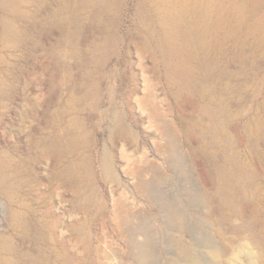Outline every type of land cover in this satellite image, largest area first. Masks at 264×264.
I'll return each mask as SVG.
<instances>
[{"label":"rangeland","instance_id":"rangeland-1","mask_svg":"<svg viewBox=\"0 0 264 264\" xmlns=\"http://www.w3.org/2000/svg\"><path fill=\"white\" fill-rule=\"evenodd\" d=\"M42 1L0 0V264H185L181 245L199 264H259L264 24L239 20L247 2L225 11L232 35L221 51L190 25L208 21L186 12L192 0ZM15 28L30 39L15 41ZM175 35L200 74L191 86L163 61ZM119 118L125 139L115 138Z\"/></svg>","mask_w":264,"mask_h":264},{"label":"bare ground","instance_id":"bare-ground-1","mask_svg":"<svg viewBox=\"0 0 264 264\" xmlns=\"http://www.w3.org/2000/svg\"><path fill=\"white\" fill-rule=\"evenodd\" d=\"M59 1V0H58ZM64 1H66V0H64ZM70 1V0H69ZM83 1V0H82ZM233 0H192V2H194V4L189 8V9H186V12L188 13V14H191V10H193V11H199V13H201L208 21L207 22H205L204 24H199V23H197L196 21H195V19L193 20V18H191V22L189 21V23H190V25L193 27V29L195 30V33L197 34V36L198 37H203V36H211V37H213L216 41H215V43H213V42H210L209 44H208V47L210 48V49H213V47L214 46H218L219 47V49L221 50V51H223L224 50V45H222L225 41H226V38L227 37H230L232 34L228 31V32H225V30H224V28H223V26H224V24H226L228 21H227V19H228V17H227V14L225 13V11H228L233 5H232V2ZM241 2H247V5H248V8L246 9V10H243V11H238V13H241L240 15H239V20L240 21H243V20H245V19H249L250 21H255L256 22V28L257 27H259V26H262L263 24H264V0H240ZM43 1L42 0H38V5H39V3H41V5L43 4L44 5V3H42ZM72 2V1H71ZM74 2V1H73ZM199 2H204V4L203 5H200L199 4ZM61 4V3H60ZM74 4V3H73ZM198 6H197V5ZM14 5V4H13ZM46 5V4H45ZM68 5V4H67ZM66 5V6H67ZM70 5V4H69ZM77 5V4H76ZM88 5V4H87ZM58 6V5H57ZM86 6V5H85ZM56 7V6H55ZM70 7V6H69ZM75 7V6H74ZM80 7V6H79ZM216 8L217 10H216V12H215V15L212 17V18H210V16H212V15H210V9L211 8ZM45 8V7H44ZM71 8V7H70ZM73 8V7H72ZM56 9V8H55ZM58 9V8H57ZM64 9H65V6H64ZM60 10V9H59ZM21 11V10H20ZM19 11V12H20ZM63 12V11H62ZM65 12V11H64ZM67 12V11H66ZM17 13V12H16ZM23 13V12H22ZM26 12H24V15H26L25 14ZM98 13V12H97ZM21 14V13H20ZM54 14V13H53ZM57 14V13H56ZM214 14V13H213ZM98 15H101L100 13H98ZM56 16H58V15H56ZM65 16V15H64ZM70 16V15H69ZM95 16H97V15H95ZM54 17V16H53ZM68 17V16H67ZM64 18V17H63ZM99 18H100V16H99ZM189 18V19H190ZM101 19V18H100ZM100 19H98L99 21H100ZM181 19H183V18H181ZM51 20V19H50ZM70 20V19H69ZM97 20V21H98ZM34 21H37V19L35 20V18H34ZM42 21V20H41ZM63 21V20H62ZM61 21V22H62ZM33 22V21H32ZM42 22H44V21H42ZM54 22V21H53ZM35 23V22H34ZM47 23V22H46ZM57 23V22H56ZM63 24H64V22H62ZM44 24V23H43ZM42 25V24H41ZM36 26V25H35ZM51 26V25H50ZM60 26V25H59ZM186 26V25H185ZM33 27V26H32ZM37 27H38V25H37ZM46 27H48V26H46ZM56 27V26H55ZM70 27H72L71 25H70ZM34 28V27H33ZM32 28V29H33ZM60 28V27H59ZM64 28V27H63ZM66 29H67V27H65ZM30 29H31V27H30ZM55 29V28H54ZM53 29V30H54ZM69 29V28H68ZM192 29V30H193ZM34 30V29H33ZM36 30V29H35ZM40 30V29H39ZM43 29H41V31H42ZM63 30V29H62ZM70 30V29H69ZM37 31V30H36ZM51 31V30H50ZM191 31V30H190ZM45 32H47V31H45ZM49 32V31H48ZM177 32V31H176ZM179 32V31H178ZM194 32V31H193ZM44 33V32H43ZM42 33V34H43ZM8 34H9V36L11 37V38H13L15 41H17L18 43H22L23 41L25 42V40L28 38V39H30L29 37H30V35H31V32H30V30L29 29H20V28H15V29H10V31H8ZM180 34V33H179ZM184 34H186V33H184ZM191 34V33H190ZM199 34L201 35V36H199ZM182 35V34H181ZM192 35V34H191ZM170 37V36H169ZM181 36L180 35H175V37L174 38H172V39H170L169 40V43H168V48L165 50V58H163V61H164V64L166 65V67L168 68V70L171 72V74H172V77L175 79V80H177L178 82L180 81L181 83H183L184 85H187V86H191L192 84H193V81H195V80H197V79H199L200 78V74H198L196 71H195V66H194V64H193V59H192V53H191V50H190V48L188 47V45H187V43H185L184 41H182V40H180L179 38H180ZM184 38V37H183ZM187 38V37H186ZM28 41H31V40H28ZM23 42V43H24ZM187 42V41H186ZM189 44V43H188ZM24 45V44H23ZM25 46V45H24ZM248 58H242V63H245L246 62V60H247ZM212 61V59H208V61H207V66H209ZM114 134H115V138L116 139H125V138H127V137H129V136H131L132 135V133H131V131L129 130V129H127L126 127H125V125L123 124V122H122V120L119 118V119H117L116 121H115V125H114ZM165 136H167V139H168V141H169V143H170V148H173L175 145H176V140H175V138H174V135L171 133V132H169L168 130H166L165 131ZM187 139L189 140V136H187ZM261 160H264V156L261 158ZM171 167H172V165H171ZM107 168V171H108V175H110V177H112L113 175H114V173H113V170H112V166L110 165V164H108V166L106 167ZM221 168V167H220ZM224 169V168H223ZM228 169V168H227ZM225 170V169H224ZM233 171V170H232ZM173 172V171H172ZM198 172H199V176H200V178L202 179V181L203 182H207L208 181V174H207V171L205 170V169H201V170H199L198 169ZM150 173H152V174H156V173H158V170H157V168L153 165V166H151L150 167ZM219 176H220V179H221V181L223 180V178H224V176H225V173H224V171L221 169V170H219ZM153 178H154V175H153ZM156 178H154V180H155ZM225 179V178H224ZM157 180V179H156ZM160 180V179H159ZM224 181V180H223ZM161 183V182H160ZM141 185V184H140ZM145 185V184H144ZM143 186V185H142ZM152 186H153V184H152ZM157 186V185H156ZM161 186V185H160ZM160 186H158V188L160 187ZM143 188H147V187H143ZM155 188V187H154ZM201 188H203V186L201 187ZM201 188H199V189H201ZM221 188V187H220ZM156 189V188H155ZM153 190V189H152ZM151 190V191H152ZM222 190V192L223 191H225V190H223V189H221ZM150 191V192H151ZM232 191V190H231ZM230 191V192H231ZM219 192H221V191H219ZM218 192V193H219ZM221 195L223 194V193H220ZM232 195V194H231ZM151 196H153V195H151ZM159 198V197H158ZM158 198H157V200H158ZM225 198V197H224ZM154 199V198H153ZM164 199V198H163ZM91 200V199H90ZM89 200V201H90ZM115 200V199H114ZM114 200H113V202H114ZM167 200V199H166ZM165 200V201H166ZM122 201V200H121ZM162 201V200H161ZM115 202H117L116 200H115ZM113 203V206L115 207V210L116 211H118V210H120L121 212H127L128 211V209H127V207L129 206H127V204H126V202L124 201H122V202H120V203ZM157 202V201H156ZM158 202H160V200L158 201ZM164 202V201H163ZM170 202V201H169ZM169 202H167V204H165V202H164V204L165 205H168V203ZM162 204V203H161ZM172 204V203H171ZM164 205V207H166ZM173 205V204H172ZM161 207H162V205H161ZM167 207H169V206H167ZM170 208V207H169ZM189 208V207H188ZM164 209V208H163ZM172 209H174L173 207H172ZM247 208H245V210H246ZM168 210V209H167ZM175 210V209H174ZM189 210V209H188ZM172 211V210H171ZM161 212H162V210H161ZM168 212H169V210H168ZM175 212V211H174ZM173 212V213H174ZM128 213V212H127ZM166 213V212H165ZM170 214H172V213H170ZM182 214V213H181ZM180 214V215H181ZM184 214V213H183ZM167 215V214H166ZM175 215H176V213H175ZM188 215V214H187ZM164 216V215H163ZM167 216H169V214L167 215ZM167 216H165V217H167ZM173 215H171V216H169V218L170 217H172ZM192 216V215H191ZM175 217V216H174ZM177 217V216H176ZM182 217H184V216H181V218ZM187 217V216H186ZM185 217V218H186ZM211 217H212V211H211V209H207L206 211H204L203 212V215H202V220H203V222L204 223H206V224H208L209 222H210V219H211ZM164 218V217H163ZM162 218V219H163ZM190 218V217H189ZM172 219H173V217H172ZM164 220V219H163ZM168 220V219H167ZM176 220V219H175ZM183 220L184 221H182V222H185V219L183 218ZM150 221V220H149ZM169 222H170V220H169ZM174 222V221H173ZM149 223V222H148ZM211 223V222H210ZM153 224V223H152ZM175 224V223H174ZM180 224V223H179ZM178 224V226H180ZM183 224V223H182ZM21 225H23V227H21V228H23V236H25V235H27V233H29V230H30V226H29V224H27V222L26 223H23L22 224V222H21ZM177 225V224H176ZM79 226V225H78ZM118 226V225H117ZM156 226V225H155ZM155 226H154V228H155ZM165 226V225H164ZM169 226V225H168ZM121 227V231H122V229H123V227L122 226H120ZM139 227V226H138ZM141 227V226H140ZM140 227H139V230H140ZM151 227H153V226H151ZM166 227V226H165ZM186 227V226H185ZM142 228V227H141ZM143 228H145V227H143ZM178 228V227H177ZM182 228H183V226H182ZM220 228V227H219ZM137 229V228H136ZM172 229H174V228H172ZM78 230H80L81 232H87V228L85 227V226H83V225H80L79 226V228L77 229V231ZM126 230H128V229H126ZM126 230H123V232L124 233H127V231ZM134 230V229H133ZM132 230V231H133ZM142 230V229H141ZM176 230V229H175ZM183 230V229H182ZM182 230H180V231H182ZM129 231H130V229H129ZM128 231V233H131L132 234V232H129ZM138 231V230H137ZM136 231V232H137ZM144 231H147V230H144ZM136 232H135V235H136ZM142 233H143V230L141 231ZM157 232V231H156ZM120 233H122V232H120ZM123 233V234H124ZM178 233H179V230H178ZM131 234L130 235H128V237L129 236H131ZM144 234V233H143ZM154 234H156V233H154ZM125 235V234H124ZM124 235H123V237H124ZM133 235V234H132ZM137 235H138V233H137ZM152 235V234H151ZM166 235H167V233H166ZM155 237L157 236V235H154ZM137 237V236H136ZM134 238V239H137V238ZM158 237H160V236H158ZM166 237V236H165ZM129 238H131L132 239V237H129ZM168 238H169V236H168ZM168 238H166V239H168ZM128 241V240H127ZM130 241V240H129ZM134 241V240H133ZM166 241V240H165ZM170 242H171V240H170ZM168 245H169V243H168ZM180 246V245H179ZM135 247V246H134ZM167 247V246H166ZM169 247V246H168ZM136 248V247H135ZM171 248V247H170ZM173 249H174V247H173ZM179 249H180V251L182 252V253H184L183 255L185 256V264H197L198 263V261L195 259V256H192L193 254H187L188 252L187 251H189L188 249H186L185 248V246H183V245H181L180 247H179ZM174 250H176V249H174ZM221 250H223V249H221ZM115 251V250H114ZM132 251H133V249H132ZM131 251V252H132ZM143 251V250H142ZM178 250H176V252H177ZM215 252H213V253H215L216 254V256L217 257H224V255H225V251L223 252V251H216V250H214ZM116 252H117V250H116ZM129 252V251H128ZM140 253H141V250L139 251ZM179 252V251H178ZM114 253V252H113ZM130 253V252H129ZM143 253V252H142ZM142 253L140 254V255H142ZM190 253V252H189ZM192 253H194V252H192ZM112 254V253H111ZM133 254V253H132ZM131 254V255H132ZM211 254V253H210ZM114 255V254H113ZM147 255V254H146ZM175 255V254H174ZM178 255H179V253H178ZM262 256H260V257H258V261L260 262H258L259 264H264V256H263V254H261ZM116 256V255H115ZM130 256V255H129ZM136 256V255H135ZM134 255L133 256H131L132 257V259H133V257L135 258V259H137L136 257H138L139 256V253H138V256H136L135 257ZM117 257V256H116ZM115 257V258H116ZM143 257H144V255H143ZM142 257V258H143ZM159 257H160V255H159ZM141 258V257H140ZM140 258H138V259H140ZM161 258V257H160ZM175 258H176V256H175ZM177 258H178V256H177ZM180 258V257H179ZM146 259H148L147 257H146ZM170 259V258H169ZM142 260V259H141ZM173 261H174V259H172ZM180 260V259H179ZM214 260V259H213ZM215 260H217V259H215ZM219 260V259H218ZM145 261H147V262H144V260H142V262H140L139 260H138V264H139V262H140V264L141 263H148L149 264V260H145ZM159 261V260H158ZM171 261V260H170ZM135 262H137V260H135ZM204 262V261H203ZM206 262V261H205ZM210 262V261H209ZM183 263H184V261H183ZM211 263V262H210ZM217 264H219L218 262H216ZM157 264V263H156ZM173 264V263H172ZM199 264V263H198ZM214 264V263H213Z\"/></svg>","mask_w":264,"mask_h":264}]
</instances>
